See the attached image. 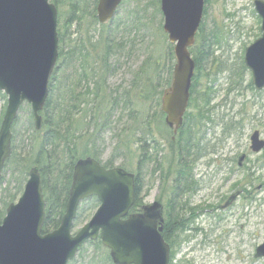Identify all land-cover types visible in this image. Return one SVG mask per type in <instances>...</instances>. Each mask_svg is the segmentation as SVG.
I'll list each match as a JSON object with an SVG mask.
<instances>
[{
	"label": "rangeland",
	"instance_id": "1",
	"mask_svg": "<svg viewBox=\"0 0 264 264\" xmlns=\"http://www.w3.org/2000/svg\"><path fill=\"white\" fill-rule=\"evenodd\" d=\"M58 1V33L64 38V52L77 54L85 48L90 54V74L93 71L96 75L90 82L99 86L91 111L84 112L88 119L84 120L83 115L79 119L84 129L90 126L89 134L103 154V163L114 157L116 167L123 164L136 174L141 153L136 140L148 139L143 137V126L155 113L160 115L162 96L167 83L171 85L176 63L170 54L174 45L163 29L161 3L125 0L115 18L101 25L95 10L99 0ZM254 1L207 0L205 6L203 31L196 38L195 48L208 52L199 90L210 89L211 113L199 131L205 157L193 165L195 193L182 200L188 208L185 219L189 229L171 250L174 264H264V258L255 257L256 249L264 243V150L253 153L250 149V137L255 131L264 138V90L257 91L252 72L242 68L246 49L262 36V20ZM50 2L54 4V0ZM72 5L76 6L78 19L71 18ZM60 46L59 37V49ZM109 46L110 57L105 53ZM80 58L81 51L72 63L71 59L61 61L59 56L57 89L53 93L56 108L69 96L73 67ZM7 101L8 97L0 92V127ZM159 121L153 124L154 139L148 140L146 148L149 158L156 157L162 163L164 176L153 173L154 166L149 165L140 178L144 206L158 202L166 213L172 197L176 156L166 140L169 135L165 121V127L159 126ZM31 125L34 126L32 109L25 104L12 127V146L21 156L34 149L44 134V129L34 133ZM244 155L240 166L239 159ZM14 167L3 171L2 202L7 191L16 193ZM237 192L241 196L230 208L223 209ZM22 193L11 204H16ZM83 226L75 228L73 235ZM83 247L81 258L79 253L71 264H100L109 253L103 245V250L92 244Z\"/></svg>",
	"mask_w": 264,
	"mask_h": 264
},
{
	"label": "water",
	"instance_id": "2",
	"mask_svg": "<svg viewBox=\"0 0 264 264\" xmlns=\"http://www.w3.org/2000/svg\"><path fill=\"white\" fill-rule=\"evenodd\" d=\"M124 0H99L100 24L114 19ZM207 0H161L164 32L173 46L176 64L173 79L162 96L166 125L177 135L190 101L196 70L191 49L203 22ZM262 20V36L245 51L257 91L264 90V1L255 0ZM59 59L58 9L50 0H0V92L8 97L0 127V182L12 154V127L24 104L31 106L34 126L42 129L50 95V81ZM175 140V138H173ZM251 150H264V139L255 131ZM245 155L239 159L242 166ZM240 193L232 195L229 208ZM96 197L100 203L92 218L73 235L79 207ZM136 199V176L121 167L105 168L92 157L79 159L66 213L61 225L43 234L46 201L38 167L29 171L23 193L10 204L0 221V264H69L88 242L100 239L114 264H170L171 247L164 240V211L154 202L131 213ZM264 258V243L256 249Z\"/></svg>",
	"mask_w": 264,
	"mask_h": 264
},
{
	"label": "trees",
	"instance_id": "3",
	"mask_svg": "<svg viewBox=\"0 0 264 264\" xmlns=\"http://www.w3.org/2000/svg\"><path fill=\"white\" fill-rule=\"evenodd\" d=\"M141 1V0H140ZM139 1L138 6L142 3ZM158 4L161 3L157 0ZM54 4L57 8L60 7L58 0H54ZM97 4V2H96ZM95 4V6H96ZM97 7H95L96 10ZM94 10V12H95ZM206 14V11H205ZM72 19H78L76 17V6L72 5ZM203 31V26L201 27L198 38L201 36ZM60 37V49L59 56L62 58L61 61L66 62V59H71L69 63H72L74 57L81 51V58L78 64H74V79L71 80V85L68 88V97L66 102L61 104L56 108L53 102V93L57 89L56 71L50 81V95L47 100L44 110L41 112L43 117V128L44 134L38 141L37 146L33 149L31 148L27 154L21 156L15 151L12 146V154L6 163L5 169L8 167H14L15 170V190L16 193H11L7 191L5 200L0 201V221L5 217L8 206L14 202L16 196L24 190V184L28 180L29 171L33 167H38L42 177V188L43 194L46 201V219L43 227V234H47L55 231L61 225L63 216L66 213V207L69 201L70 189L73 181L74 167L78 159L92 157L99 161L105 168H114L115 158L111 157L107 162H102V152L97 148L95 144V138L90 135L89 132L91 128H85L81 123L79 116L83 115V119H88L87 115H84L88 110L91 111V105L98 98V85L90 82L94 80V72L90 74V69L88 67V60L90 54L85 48L79 50L77 54L71 50L68 53L64 52L65 46L64 38L62 33H59ZM203 38L202 43L204 42ZM100 42V41H98ZM95 46V45H92ZM83 47V46H82ZM172 48V47H171ZM171 50V57L174 61L173 50ZM106 56L111 53V46L106 48ZM193 59L196 62V74L193 79V84L191 88V98L189 109L184 117V124L179 130L178 135L173 141V132L168 130V144L173 148V154L176 156V166H175V178L173 181V188L171 194V200L169 208L165 213V223L164 231L162 236L164 240L170 245L171 249L175 248V243L180 238L182 234L187 232L189 229V224L185 216L188 212V208L183 204V197L186 195L195 193V182L193 178V165L205 157L204 149H202L201 138L199 137L200 128L202 125L209 121L210 119V89L207 88L205 91L199 90V77L203 70V64L207 62L208 52H201L195 46L191 49ZM67 64V63H66ZM243 70H246V66L242 64ZM79 74V77L77 78ZM76 76V80H75ZM56 80V81H55ZM94 86L93 90L91 89ZM169 87V82L166 88ZM252 88V84H251ZM209 89V90H208ZM94 95V99L91 96ZM83 105V106H82ZM193 107V108H192ZM190 108L192 109L190 111ZM162 118V120H161ZM163 118L165 119L164 113L161 111L160 115L155 113L146 124L143 126V137L148 139L142 140L137 139L136 144L140 145V156L138 159V165L136 170V199L135 204L131 210V213L141 212L143 204L142 198V185H141V173L146 166L153 165V173H160L164 176V167L161 162L158 161L156 157L149 158V150L146 148V144L149 141H153V124L158 123L159 126L164 125ZM82 120V119H81ZM84 125L87 126V122ZM93 116L90 119L92 123ZM166 125V124H165ZM32 130L36 132L33 125ZM85 126V127H86ZM165 127V126H163ZM170 137V138H169ZM132 138V137H131ZM123 169H127L125 165L120 166ZM4 169V170H5ZM3 184V177L0 182V188ZM100 203L96 197L89 198L81 203L76 220L74 222V229L85 225L89 219L94 215L96 210L99 208ZM96 246L98 249L103 250L102 243L100 240L97 242H90ZM84 247L79 251V257L81 258V253ZM175 254L171 255L170 264H174ZM100 264H114L111 260L110 253L102 257Z\"/></svg>",
	"mask_w": 264,
	"mask_h": 264
},
{
	"label": "bare ground",
	"instance_id": "4",
	"mask_svg": "<svg viewBox=\"0 0 264 264\" xmlns=\"http://www.w3.org/2000/svg\"><path fill=\"white\" fill-rule=\"evenodd\" d=\"M74 261V260H73ZM73 261H71L69 264H71Z\"/></svg>",
	"mask_w": 264,
	"mask_h": 264
},
{
	"label": "flooded vegetation",
	"instance_id": "5",
	"mask_svg": "<svg viewBox=\"0 0 264 264\" xmlns=\"http://www.w3.org/2000/svg\"><path fill=\"white\" fill-rule=\"evenodd\" d=\"M241 196V195H240Z\"/></svg>",
	"mask_w": 264,
	"mask_h": 264
}]
</instances>
